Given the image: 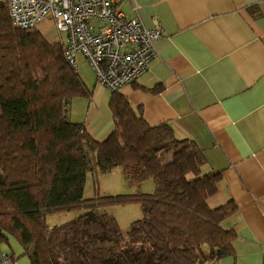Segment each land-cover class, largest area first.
<instances>
[{
	"label": "trees",
	"instance_id": "16d2710c",
	"mask_svg": "<svg viewBox=\"0 0 264 264\" xmlns=\"http://www.w3.org/2000/svg\"><path fill=\"white\" fill-rule=\"evenodd\" d=\"M63 46L15 27L0 0V244L13 236L31 264L219 261L235 237L221 222L236 206L208 205L220 174L204 172L202 149L166 123L151 126L119 91L109 102L115 130L96 140L70 119L71 100L89 90ZM116 167L131 186L152 179L153 192L84 197L89 171ZM130 202L143 216L124 232L106 207ZM75 209L76 219L47 227L48 213Z\"/></svg>",
	"mask_w": 264,
	"mask_h": 264
},
{
	"label": "crops",
	"instance_id": "0c3cea01",
	"mask_svg": "<svg viewBox=\"0 0 264 264\" xmlns=\"http://www.w3.org/2000/svg\"><path fill=\"white\" fill-rule=\"evenodd\" d=\"M115 0L117 8L160 27L147 72L119 92L151 126L169 125L202 149L205 173H219L211 208L233 203L221 222L234 231L231 251L206 264H264V0ZM54 25V24H53ZM54 27V26H53ZM47 40L66 38L55 27ZM78 55L89 96L71 100L70 119L99 141L115 130L111 90L97 83ZM0 250L31 264L19 241L6 234Z\"/></svg>",
	"mask_w": 264,
	"mask_h": 264
},
{
	"label": "built area",
	"instance_id": "2783aa9c",
	"mask_svg": "<svg viewBox=\"0 0 264 264\" xmlns=\"http://www.w3.org/2000/svg\"><path fill=\"white\" fill-rule=\"evenodd\" d=\"M134 10L140 7L132 0ZM12 24L35 29L50 17L59 34L66 33L64 55L77 70L78 55L92 66L97 83L120 91L137 81L157 55L155 42L160 27L149 28L139 15L131 16L115 5V0H7ZM0 264H20L0 250Z\"/></svg>",
	"mask_w": 264,
	"mask_h": 264
},
{
	"label": "rangeland",
	"instance_id": "374dc122",
	"mask_svg": "<svg viewBox=\"0 0 264 264\" xmlns=\"http://www.w3.org/2000/svg\"><path fill=\"white\" fill-rule=\"evenodd\" d=\"M53 21L50 17H46L38 26L37 29L43 34L48 35L53 30ZM66 38V33H62ZM56 39V37H55ZM64 50V46H63ZM93 74V70L90 71ZM39 74H41L39 72ZM119 131V128L117 129ZM168 159L170 157L168 156ZM152 179H147L139 185H129L126 181L121 168L116 167L108 173H99L95 169L87 174V181L84 190L85 198H94L97 194L101 196H110L116 194H130L138 191L150 193L154 190ZM108 213L112 214L118 221L120 228L126 232L130 225L135 220L143 216L141 205L137 202H130L124 205H110L106 207ZM83 210H62L51 212L46 215V225L49 228L63 225L68 221L76 219ZM206 264V263H205Z\"/></svg>",
	"mask_w": 264,
	"mask_h": 264
}]
</instances>
